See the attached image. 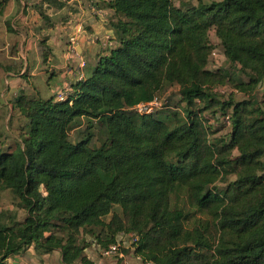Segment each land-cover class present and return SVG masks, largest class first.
Listing matches in <instances>:
<instances>
[{"label": "trees", "instance_id": "trees-1", "mask_svg": "<svg viewBox=\"0 0 264 264\" xmlns=\"http://www.w3.org/2000/svg\"><path fill=\"white\" fill-rule=\"evenodd\" d=\"M109 7L112 46L66 99L14 101L16 137L0 140V202L8 190L25 215L0 203V264L30 246L58 251L61 264H95L84 254L92 242L123 252L130 234L147 264H264V0ZM210 30L244 79L207 69ZM228 84L243 97L219 91ZM171 85L180 110L167 99L151 114L132 109ZM205 114L222 118L225 135ZM82 121L101 127L100 146L90 134L69 139Z\"/></svg>", "mask_w": 264, "mask_h": 264}, {"label": "crops", "instance_id": "crops-1", "mask_svg": "<svg viewBox=\"0 0 264 264\" xmlns=\"http://www.w3.org/2000/svg\"><path fill=\"white\" fill-rule=\"evenodd\" d=\"M110 0H7L0 15V123L16 137L18 113L14 101L20 95L49 99L73 85L94 68L106 53L105 39L114 38L117 17ZM94 4L101 14H94ZM82 27V32L78 27ZM97 38V41L92 39ZM113 41V40H112ZM71 44L85 67H77L69 55ZM17 120H16V119ZM16 132V134H15ZM4 135V134H3ZM124 240V239H123ZM90 249V250H89ZM120 256L102 257L96 242L84 251L95 264H147L123 242ZM122 251V250H121ZM4 264H61L58 251L37 255L32 246L6 259Z\"/></svg>", "mask_w": 264, "mask_h": 264}, {"label": "rangeland", "instance_id": "rangeland-1", "mask_svg": "<svg viewBox=\"0 0 264 264\" xmlns=\"http://www.w3.org/2000/svg\"><path fill=\"white\" fill-rule=\"evenodd\" d=\"M173 1L176 7L185 9L197 5L199 0H173ZM202 1H218V0H202ZM208 35H209V42L214 47L213 51L215 54L209 57L207 69L212 71H221L230 76H236L240 79H244V76L238 72L237 67L230 65L225 59L221 50L220 43L216 38V36L214 35L213 30H210ZM225 90L227 91V95L233 94L235 99H241L243 97L241 93L237 92L231 86V84H228L225 87ZM160 96L163 97V99H167L169 110L181 109L177 86L175 85L169 86L160 93ZM205 118L209 120L210 125H212L215 129H217L218 134L216 135H225V133L228 131V126L222 121V118L218 114L214 117L210 116L209 114H205ZM7 128H9L10 131L12 130L11 126L7 125ZM10 131H7L6 133L4 131V126L0 123V140L3 141V143L11 144L12 140L11 137H9ZM86 134L91 135L90 145L93 147L100 146L105 139V134L99 125L93 123L90 128H87L86 123L84 121H82L78 127L69 130V139L75 142L80 138L86 136ZM0 203L2 210L8 212H15L17 219L21 220L24 217L25 212L22 209L17 208V199L8 190L1 192ZM113 211L120 212V209L117 206H114ZM104 219L108 220L109 216H106Z\"/></svg>", "mask_w": 264, "mask_h": 264}, {"label": "built area", "instance_id": "built-area-1", "mask_svg": "<svg viewBox=\"0 0 264 264\" xmlns=\"http://www.w3.org/2000/svg\"><path fill=\"white\" fill-rule=\"evenodd\" d=\"M91 10L93 11L94 14L98 13L101 14L102 12L99 11V9H97L95 7L94 4L91 5ZM79 32L83 31L82 27L79 26L78 27ZM93 41H97V38L92 39ZM105 49H106V53L110 50L111 46H112V40L110 37H106L105 39ZM69 55L72 59H76L77 62V67L79 70L83 69L85 67V60L83 58H81L80 56H78L76 49H75V45L71 44L70 48H69ZM214 51L212 52L211 55H214ZM79 77L80 79H82V73L79 72ZM226 87V86H225ZM225 87L223 88H219V91L221 93H227V91L225 90ZM68 93L66 90L60 91L56 94L55 98L58 101H62L64 99L67 98ZM163 97H154L153 99L146 101V102H141L136 104L135 106L132 107V109L135 110L136 113L140 114V115H147V114H151L154 113L160 109L163 108L164 105V101H163ZM224 121L226 123H228V117L226 116L224 118ZM128 238L126 239L127 241H125L126 243H128L129 245L131 244V242H134L136 240V236L133 234H130L129 236H127ZM100 254L102 257L105 258H111V257H115V256H120L121 255V251L119 248V243L116 244H112L109 245L107 248H104L100 251Z\"/></svg>", "mask_w": 264, "mask_h": 264}]
</instances>
